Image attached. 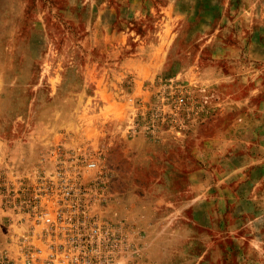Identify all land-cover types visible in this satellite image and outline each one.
I'll list each match as a JSON object with an SVG mask.
<instances>
[{
    "label": "rangeland",
    "instance_id": "obj_1",
    "mask_svg": "<svg viewBox=\"0 0 264 264\" xmlns=\"http://www.w3.org/2000/svg\"><path fill=\"white\" fill-rule=\"evenodd\" d=\"M64 183L113 264H264V0H0V264Z\"/></svg>",
    "mask_w": 264,
    "mask_h": 264
},
{
    "label": "built area",
    "instance_id": "obj_2",
    "mask_svg": "<svg viewBox=\"0 0 264 264\" xmlns=\"http://www.w3.org/2000/svg\"><path fill=\"white\" fill-rule=\"evenodd\" d=\"M95 166L90 162L88 167ZM94 188L72 183L47 188L48 199L35 202L40 210L27 219L41 244L27 246L23 264H113L110 256L121 252L114 244L120 233L105 223L113 220L97 212L100 202L106 206L103 199H95Z\"/></svg>",
    "mask_w": 264,
    "mask_h": 264
}]
</instances>
